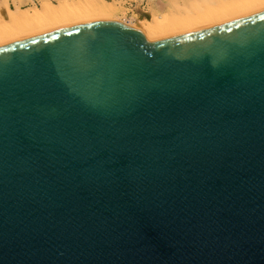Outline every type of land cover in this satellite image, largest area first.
I'll return each instance as SVG.
<instances>
[{"label": "water", "instance_id": "1", "mask_svg": "<svg viewBox=\"0 0 264 264\" xmlns=\"http://www.w3.org/2000/svg\"><path fill=\"white\" fill-rule=\"evenodd\" d=\"M0 264H264V11L0 45Z\"/></svg>", "mask_w": 264, "mask_h": 264}, {"label": "bare ground", "instance_id": "2", "mask_svg": "<svg viewBox=\"0 0 264 264\" xmlns=\"http://www.w3.org/2000/svg\"><path fill=\"white\" fill-rule=\"evenodd\" d=\"M109 0H42L39 6L15 8L0 2V45L61 29L117 21L147 33L151 41L220 26L264 11V0H149L150 8L126 14L122 4ZM122 14V17H121ZM119 19V20H118Z\"/></svg>", "mask_w": 264, "mask_h": 264}, {"label": "rangeland", "instance_id": "3", "mask_svg": "<svg viewBox=\"0 0 264 264\" xmlns=\"http://www.w3.org/2000/svg\"><path fill=\"white\" fill-rule=\"evenodd\" d=\"M2 0H0V2H1ZM54 3H56V2H58V0H52ZM109 1H112L113 2V4H118V3H116V1H113V0H109ZM7 2H8V4H9V6L10 7H12V8H15V3H14V0H7ZM19 2H20V6L22 7V8H28V7H32V6H34V5H36V6H39L40 4H41V2H42V0H19ZM122 7H123V9H124V11H125V13H127L126 14V17L127 18H130V16H131V13L129 12V9L125 6V5H123V4H120ZM148 6H149V8H150V2H149V4H148ZM148 8V7H147ZM151 9V8H150ZM121 17H122V14H121ZM119 20V19H118ZM96 22H102V21H95V23ZM111 22H117V21H111Z\"/></svg>", "mask_w": 264, "mask_h": 264}, {"label": "built area", "instance_id": "4", "mask_svg": "<svg viewBox=\"0 0 264 264\" xmlns=\"http://www.w3.org/2000/svg\"><path fill=\"white\" fill-rule=\"evenodd\" d=\"M123 5H125L129 12L132 13L134 10H137V8L146 10L149 4V0H118Z\"/></svg>", "mask_w": 264, "mask_h": 264}]
</instances>
